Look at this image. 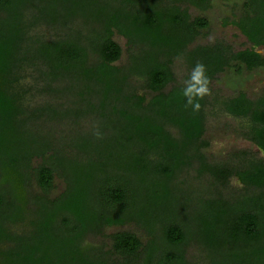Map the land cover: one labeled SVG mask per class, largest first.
<instances>
[{"label":"trees","instance_id":"trees-1","mask_svg":"<svg viewBox=\"0 0 264 264\" xmlns=\"http://www.w3.org/2000/svg\"><path fill=\"white\" fill-rule=\"evenodd\" d=\"M207 1L0 0V256H6L0 264H61L71 254L80 256L77 264H264V161L247 151L224 163L208 160L203 150L209 146L204 136L210 95L200 101L199 112L185 108L184 83L176 81L172 66L183 58L190 73L203 62L210 85L227 68L264 67L256 50L264 46V0L247 1L233 20L252 47L232 51L218 42L189 49L209 21L191 19L179 3L204 8ZM44 24L60 31L55 39L31 33ZM116 32L135 48L127 66L115 65L123 54ZM28 66L37 68L44 89L70 98L68 108L47 106L42 113L73 119L77 126L91 114L89 126L96 123L103 138L71 130L69 145L77 154L69 157L49 134L36 132L30 125L36 112L25 106L26 89L19 83ZM135 78L146 94L138 92ZM220 103L229 114L248 119L243 135L264 152V91L252 99L239 90ZM49 151L48 160L32 166L35 156ZM116 152L123 161L108 163ZM93 153L101 163L86 162L95 167L87 174L89 190L76 187L62 169ZM195 165L199 175L212 177L217 195L202 196L191 214L192 200H169V193L178 175ZM57 171L66 190L53 200L40 198L47 205L42 229L45 237L57 225V236L72 248L51 260L48 248L39 258V237L29 243L11 230L24 221L23 200L12 195L11 184L23 185L33 175L49 193ZM232 176L245 187L239 198L218 191ZM36 206L39 214V200ZM128 221L146 230V242L132 231H117L109 235V249L83 250L87 234ZM193 240L206 251L204 261L187 256Z\"/></svg>","mask_w":264,"mask_h":264},{"label":"rangeland","instance_id":"rangeland-1","mask_svg":"<svg viewBox=\"0 0 264 264\" xmlns=\"http://www.w3.org/2000/svg\"><path fill=\"white\" fill-rule=\"evenodd\" d=\"M249 0H208L207 6L204 8L197 7L187 2L179 3L183 9H186L194 19L199 16L205 17L209 21V26L200 31V35L196 41L192 43L189 49H193L199 45H207L214 43H224L232 48V51H239L252 47V43L242 33L239 27L233 23V20H238L243 11L245 3ZM57 31L51 26L39 25V28L32 29V34H40L48 40L55 39L58 34ZM114 38L120 43L123 49L122 57L115 65L127 66L130 63L131 54L134 53L135 48L129 43L128 39L118 32L115 33ZM256 50L264 56V46L256 47ZM173 69L176 75V81L184 83L189 75L188 64L183 58H175L173 61ZM22 72V79L19 81L20 85L25 88V106L28 111H35V120L30 125H34L36 132L40 134H49L48 138L52 143L61 147L64 154L69 157H76L77 150L72 148L69 143L72 141L71 130H89L94 133L98 125L93 123L91 114H88L79 120L80 125H76L73 119L65 118L63 121L58 119L52 120L49 115L44 112L42 108L47 106H54L58 109H65L69 107L70 98L67 96L58 97L56 91L44 89L43 79L36 67H26ZM137 90L140 94H146L147 90L142 85L140 79H134ZM171 88V85L167 89ZM210 94V104L208 106L207 115V130L204 138L209 141V146L204 149V153L208 160L212 163H224L231 160L232 155L247 151L250 157L262 159L264 161V152L253 142L244 137V127L247 126L248 119L240 118L229 114L223 109L221 101L234 96L239 90H243L252 99H257L264 91V67H258L253 70L241 67L227 68V70L217 76L212 81ZM148 97L151 95L148 94ZM90 127V129H89ZM176 134L177 130L172 129ZM52 151L45 155H37L32 159V166L37 167L49 159ZM84 156L81 164L75 167L62 169L64 176L73 180L76 179L75 185L81 189L87 188L89 190V181H87L88 172L94 173L95 167L93 164H88L90 160L96 165L100 164V159L96 154ZM123 161V155L116 152L113 158L108 159V163H120ZM88 164V165H87ZM60 171L55 173L54 186L49 193H44L38 186L36 179L30 175L27 182L23 185L18 182L11 184V191L15 198L23 200V223H16L10 226L11 230L25 239L26 242L34 243L39 237V258L42 257L43 251L47 248L48 257L51 260L61 257L63 248L69 250L71 245L68 239L63 241L59 239L57 225H52L49 234H45L42 229V223L45 220V212H47V205L40 198L46 200H53L66 190L67 182ZM176 182L170 186L171 198L169 200H192L191 214L194 213V206L197 205L198 200L204 198H211L214 194L217 195L216 185L212 186L213 179L209 175H199L197 172V165L191 169H187L178 175ZM12 177V176H11ZM10 187V184H9ZM10 189V188H9ZM218 191H221L224 197L239 198L245 192V187L238 177L232 176L226 185L220 186ZM162 194L163 192L160 191ZM39 200V214L36 212V201ZM87 200H92L88 196ZM165 200V199H164ZM44 206L46 209H44ZM38 211V210H37ZM32 220L38 221L37 224H30ZM39 224V232L37 226ZM55 226V228H53ZM117 231H132L139 235L144 242L148 239L146 230L135 221H128L121 225H113L104 228L100 233H89L85 237V244L83 250L91 249V247H103L109 249L111 245L109 235ZM39 235V236H38ZM53 235V236H52ZM55 235L57 237H55ZM20 238V239H22ZM89 245V246H88ZM91 246V247H90ZM1 250L5 247H0ZM72 248V247H71ZM82 250V251H83ZM187 256L193 260L204 261L206 251L201 244L195 240L191 241L186 247ZM79 255L71 254L66 258V261L60 262L61 264H77ZM6 258L5 255L0 256V263ZM20 262V259L18 260Z\"/></svg>","mask_w":264,"mask_h":264},{"label":"clouds","instance_id":"clouds-1","mask_svg":"<svg viewBox=\"0 0 264 264\" xmlns=\"http://www.w3.org/2000/svg\"><path fill=\"white\" fill-rule=\"evenodd\" d=\"M210 78L203 62H197L190 71L188 78L184 80L182 95L185 97V108H191L193 112H199L202 108L201 100L211 94ZM97 138H103L99 130L94 132Z\"/></svg>","mask_w":264,"mask_h":264}]
</instances>
